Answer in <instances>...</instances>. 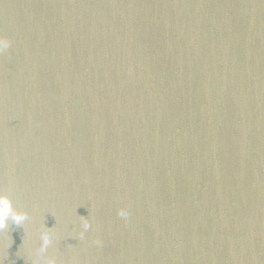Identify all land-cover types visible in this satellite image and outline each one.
<instances>
[{
  "label": "water",
  "instance_id": "water-1",
  "mask_svg": "<svg viewBox=\"0 0 264 264\" xmlns=\"http://www.w3.org/2000/svg\"><path fill=\"white\" fill-rule=\"evenodd\" d=\"M0 37V264H264V0H0Z\"/></svg>",
  "mask_w": 264,
  "mask_h": 264
},
{
  "label": "clouds",
  "instance_id": "clouds-1",
  "mask_svg": "<svg viewBox=\"0 0 264 264\" xmlns=\"http://www.w3.org/2000/svg\"><path fill=\"white\" fill-rule=\"evenodd\" d=\"M10 41L0 37V53H3L10 47ZM28 220V214L24 211L17 210L10 199V197L3 192H0V231L9 227V223L18 226H23ZM119 221L123 224H127V216L121 212L119 215ZM91 227L89 223H84L82 228L83 232ZM55 236L47 231H43L40 234V244L35 252V259L32 264H57L55 256H46L49 246L53 244ZM99 244V242H97Z\"/></svg>",
  "mask_w": 264,
  "mask_h": 264
}]
</instances>
